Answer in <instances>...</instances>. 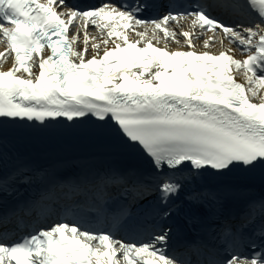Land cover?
<instances>
[{
    "label": "snow or ice",
    "instance_id": "6c2138e0",
    "mask_svg": "<svg viewBox=\"0 0 264 264\" xmlns=\"http://www.w3.org/2000/svg\"><path fill=\"white\" fill-rule=\"evenodd\" d=\"M255 2L0 0V224L56 214L0 264H264L236 199L264 202V35L241 59L204 34ZM69 145L89 150L70 174L37 163Z\"/></svg>",
    "mask_w": 264,
    "mask_h": 264
},
{
    "label": "bare ground",
    "instance_id": "6f19581e",
    "mask_svg": "<svg viewBox=\"0 0 264 264\" xmlns=\"http://www.w3.org/2000/svg\"><path fill=\"white\" fill-rule=\"evenodd\" d=\"M183 25L186 26V27H188V28H190V27L193 28V25H192V19L190 18V19L184 21V22H183ZM183 25H182V27H183ZM197 27L199 28L198 24H197ZM93 32H98V31H93ZM161 34H162V33H161ZM204 34H205V33H204ZM178 38L183 39V38H181V37H178ZM205 38H209V35H208V34H205ZM216 41H217V42H216L215 46H213V47L211 48V49H214L216 52L222 51L223 49H227V50H230V51H234V50H232L230 47H227L228 44H227L226 46L222 47V44H221V40H220V39H216ZM201 43H202V40L197 42L198 47H200V44H201ZM239 45H241V44H239ZM170 46H171V47H175L176 45H175L174 42H170ZM245 51H247V47H245L244 50L241 51V53H243V52H245ZM6 62H7V60H4V61H3V63H6Z\"/></svg>",
    "mask_w": 264,
    "mask_h": 264
}]
</instances>
